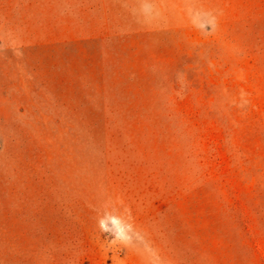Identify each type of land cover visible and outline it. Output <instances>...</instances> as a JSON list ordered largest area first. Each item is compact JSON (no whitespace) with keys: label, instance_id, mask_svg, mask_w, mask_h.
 <instances>
[{"label":"rangeland","instance_id":"1","mask_svg":"<svg viewBox=\"0 0 264 264\" xmlns=\"http://www.w3.org/2000/svg\"><path fill=\"white\" fill-rule=\"evenodd\" d=\"M0 264H264V0H0Z\"/></svg>","mask_w":264,"mask_h":264},{"label":"clouds","instance_id":"2","mask_svg":"<svg viewBox=\"0 0 264 264\" xmlns=\"http://www.w3.org/2000/svg\"><path fill=\"white\" fill-rule=\"evenodd\" d=\"M201 26V25H197ZM209 25H202L207 28ZM101 231L109 232L115 240L124 241L126 240V233L122 222L117 217L108 216L100 221Z\"/></svg>","mask_w":264,"mask_h":264}]
</instances>
